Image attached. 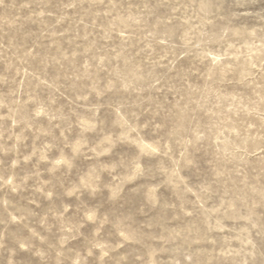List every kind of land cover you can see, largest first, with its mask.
<instances>
[{
  "label": "rangeland",
  "instance_id": "1",
  "mask_svg": "<svg viewBox=\"0 0 264 264\" xmlns=\"http://www.w3.org/2000/svg\"><path fill=\"white\" fill-rule=\"evenodd\" d=\"M0 264H264V0H0Z\"/></svg>",
  "mask_w": 264,
  "mask_h": 264
}]
</instances>
